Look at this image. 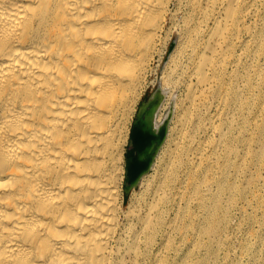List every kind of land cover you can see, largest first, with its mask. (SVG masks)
Returning a JSON list of instances; mask_svg holds the SVG:
<instances>
[{
    "label": "bare ground",
    "instance_id": "obj_1",
    "mask_svg": "<svg viewBox=\"0 0 264 264\" xmlns=\"http://www.w3.org/2000/svg\"><path fill=\"white\" fill-rule=\"evenodd\" d=\"M174 33L177 125L126 203L129 115ZM0 264H264V0H0Z\"/></svg>",
    "mask_w": 264,
    "mask_h": 264
},
{
    "label": "water",
    "instance_id": "obj_2",
    "mask_svg": "<svg viewBox=\"0 0 264 264\" xmlns=\"http://www.w3.org/2000/svg\"><path fill=\"white\" fill-rule=\"evenodd\" d=\"M163 101V94L157 88L153 94L138 105L137 114L131 127V147L126 151V178L124 193L127 195L131 188L137 185L142 174H144L160 147L167 125L169 115L165 116L159 130L154 131L153 121Z\"/></svg>",
    "mask_w": 264,
    "mask_h": 264
},
{
    "label": "rangeland",
    "instance_id": "obj_3",
    "mask_svg": "<svg viewBox=\"0 0 264 264\" xmlns=\"http://www.w3.org/2000/svg\"><path fill=\"white\" fill-rule=\"evenodd\" d=\"M178 42V34L174 33L171 37V39L169 40V42L167 43L166 46V52L163 56V59L160 63V65H157V62H154L152 65V71L150 72V75H148L147 81L144 84L143 88L141 89L140 95L136 100L135 105L133 106V110L131 112V114L129 115V120L127 123V140L125 142V144L122 147V161L123 164L125 166V153L126 151L131 147V141L128 138L129 137V132L132 126V123L135 119L137 110H138V105L141 102L146 101L152 94L153 92L159 88L160 89V77L162 74V71L164 70V67L167 64V61L169 59V55L170 52L172 51V49L176 46ZM171 48V49H170ZM157 65V66H156ZM183 93H184V88L180 87V86H176L174 89H167L166 91L163 92V101L162 103L159 105L158 109V115L160 119H162L165 116L169 115V123L168 126L169 128H175V126L177 125V116L179 115V111H178V105H181L182 103V98H183ZM151 171V170H150ZM126 174L124 172V176H123V180H122V190L123 187L126 185L125 183V178ZM136 191H139V186H137L135 188ZM125 201L126 203H128L131 199V196L129 195H125ZM237 218L234 217V221L236 222ZM249 230V227L243 226L240 228L239 231H237L234 235L233 238L227 248V255H228V259L230 262L234 263L236 258L239 255L240 252V242L242 241L245 233Z\"/></svg>",
    "mask_w": 264,
    "mask_h": 264
}]
</instances>
